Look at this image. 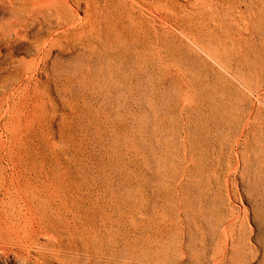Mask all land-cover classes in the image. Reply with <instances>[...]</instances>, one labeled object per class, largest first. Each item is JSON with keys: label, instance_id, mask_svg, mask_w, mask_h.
Listing matches in <instances>:
<instances>
[{"label": "rangeland", "instance_id": "rangeland-1", "mask_svg": "<svg viewBox=\"0 0 264 264\" xmlns=\"http://www.w3.org/2000/svg\"><path fill=\"white\" fill-rule=\"evenodd\" d=\"M0 119V264H264V0H0Z\"/></svg>", "mask_w": 264, "mask_h": 264}, {"label": "bare ground", "instance_id": "bare-ground-1", "mask_svg": "<svg viewBox=\"0 0 264 264\" xmlns=\"http://www.w3.org/2000/svg\"><path fill=\"white\" fill-rule=\"evenodd\" d=\"M10 1V0H9ZM12 4V3H11ZM16 4V3H15ZM53 6V5H52ZM59 6V5H58ZM66 6H68V5H66ZM71 6V5H70ZM69 6V7H70ZM65 8V7H64ZM160 8V7H159ZM58 10V9H57ZM63 10V9H62ZM117 10V9H116ZM173 10H174V8H173ZM14 11V10H13ZM65 11V10H64ZM115 11V10H114ZM139 11V10H138ZM171 11V10H170ZM24 12V11H23ZM57 12V11H56ZM60 12V11H59ZM51 14V13H50ZM32 15V14H31ZM136 15V14H135ZM41 16V15H40ZM66 16V15H65ZM32 17V16H31ZM50 17V16H49ZM63 17V16H62ZM60 18V17H59ZM140 18V17H139ZM151 18V17H150ZM52 19V18H51ZM62 19V18H61ZM68 19V18H67ZM69 19H71V18H69ZM185 19V18H184ZM60 20V19H59ZM78 20V19H77ZM177 20V19H176ZM133 21H134V19H133ZM154 21V20H153ZM82 22V21H81ZM139 23V22H138ZM42 24V23H41ZM77 24V23H76ZM133 24V23H132ZM30 25V24H29ZM80 27V26H79ZM144 27V26H143ZM47 28V27H46ZM45 28V29H46ZM141 28V27H140ZM139 28V29H140ZM11 30V29H10ZM132 30V29H131ZM31 31V30H30ZM54 32V31H53ZM41 33V32H40ZM58 33V32H57ZM26 34V33H25ZM28 34V33H27ZM136 34V33H135ZM36 35V34H35ZM58 35V34H57ZM73 35V34H72ZM76 37V36H75ZM52 39V38H51ZM65 39H66V37H65ZM28 40V39H27ZM47 40V39H46ZM57 40V39H56ZM60 40V39H59ZM70 40V39H69ZM54 41V40H53ZM60 42V41H59ZM158 43H159V41H158ZM45 44H47V43H45ZM50 45V44H49ZM55 45H56V42H55ZM40 46V45H39ZM37 48V47H36ZM40 48V47H39ZM38 50V49H37ZM211 54V53H210ZM38 56V55H37ZM212 58V57H211ZM216 59V58H215ZM35 60V59H34ZM216 61V60H215ZM218 61V60H217ZM32 63V62H31ZM34 65V64H33ZM29 68H30V66H29ZM39 68V67H38ZM27 69V68H26ZM34 71V70H33ZM33 73V72H32ZM33 77V76H32ZM8 101H9V99H8ZM12 108V107H11ZM10 109V108H9ZM11 110V109H10ZM9 111V110H8ZM6 112V111H5ZM10 112V111H9ZM4 113V112H3ZM13 113V112H12ZM8 115V114H7ZM3 116V115H2ZM9 116H11V115H9ZM11 117H13V116H11ZM9 118V117H8ZM10 119H12V118H10ZM1 120V119H0ZM6 121V120H5ZM18 122V121H17ZM7 123V122H6ZM9 123V122H8ZM9 126V125H8ZM15 126V125H14ZM18 128V127H17ZM22 130V129H21ZM19 134H21L20 133V131H19ZM25 134V133H24ZM22 135V134H21ZM19 136V135H18ZM40 137V136H39ZM15 139V138H14ZM19 138L17 137V140H18ZM2 140V139H1ZM20 140V139H19ZM32 140V139H31ZM19 142V141H18ZM25 142V141H24ZM1 143H3L2 141H1ZM13 143H15V141L13 142ZM20 143V142H19ZM16 144H17V142H16ZM21 144V143H20ZM5 146V145H4ZM13 146H14V144H13ZM22 146V145H21ZM20 146V147H21ZM23 146H24V144H23ZM22 146V147H23ZM3 147V146H2ZM1 147V148H2ZM18 147V146H17ZM20 147H18V148H20ZM25 147V146H24ZM13 148V147H12ZM15 148V147H14ZM21 149V148H20ZM19 149V150H20ZM53 149V148H52ZM1 151H4V150H1ZM6 151V150H5ZM10 151V150H9ZM14 150H12V152H13ZM22 151V150H21ZM20 151V152H21ZM24 151V150H23ZM30 151V150H29ZM4 153V152H3ZM18 154V153H17ZM21 154H22V152H21ZM24 154V153H23ZM23 154H22V156H23ZM43 154V153H42ZM7 155L9 156V154L7 153ZM16 155V154H15ZM19 155V154H18ZM25 155V154H24ZM20 157V156H19ZM21 158V157H20ZM1 159V158H0ZM6 159V158H5ZM9 159V158H8ZM22 159H24L23 157H22ZM51 159V158H50ZM12 159H10V161H11ZM9 161V160H8ZM18 161V160H17ZM39 161V160H38ZM3 161H1V163H2ZM12 162V161H11ZM20 162V161H19ZM19 162H17V163H19ZM23 162V161H22ZM15 163V162H14ZM13 163V164H14ZM28 163V162H27ZM5 164V163H4ZM23 164V163H22ZM1 165V164H0ZM6 165V164H5ZM19 165V164H18ZM29 165V164H28ZM16 166V165H15ZM21 166V165H20ZM22 166H24V165H22ZM2 167H4V166H2ZM9 167V166H8ZM12 167V166H11ZM33 167V166H32ZM20 168V167H19ZM19 168H18V170H19ZM28 168V167H27ZM31 168V167H30ZM0 169H3V168H0ZM5 169H6V167H5ZM23 169V168H22ZM21 169V170H22ZM21 170H19L21 173H22V171ZM39 170V169H38ZM1 171V170H0ZM5 171V170H4ZM18 172V171H17ZM24 172V171H23ZM26 172V171H25ZM25 172H24V174H25ZM3 171L0 173V175L2 176L3 174ZM15 173V172H14ZM19 173V172H18ZM5 174V173H4ZM20 174V173H19ZM27 174V173H26ZM10 175H12V174H10ZM18 175V174H17ZM13 176V175H12ZM11 176V177H12ZM18 176H20V175H18ZM22 176V175H21ZM20 176V177H21ZM24 176V175H23ZM41 176V175H40ZM7 177V176H6ZM10 177V178H11ZM28 177V176H27ZM26 177V178H27ZM30 177V176H29ZM33 177V176H32ZM31 177V178H32ZM3 178H5V177H3ZM10 178H7L8 179V181H9V186L11 185V181H10ZM14 178V177H13ZM25 178V179H26ZM34 178V177H33ZM15 179H16V177H15ZM24 179V178H23ZM38 179H39V177H38ZM1 181H2V179H0ZM20 180V179H19ZM18 180V181H19ZM30 180V179H29ZM31 180H33V179H31ZM50 180V179H49ZM4 181H5V179H4ZM4 181H3V183H4ZM13 181V180H12ZM25 181V180H24ZM39 181V180H38ZM7 182V181H6ZM25 182H27V180L25 181ZM36 182V181H35ZM18 183V182H17ZM20 184L19 185H21V182H19ZM23 183V182H22ZM14 184V183H13ZM33 184V183H32ZM31 184V185H32ZM18 185V186H19ZM25 184H23L22 185V187L24 186ZM35 185H37V183L35 184ZM34 186V185H33ZM38 186V185H37ZM1 187V186H0ZM36 187V186H35ZM50 187V186H49ZM2 188H4V187H2ZM13 188H15V187H13ZM12 188V189H13ZM19 188V187H18ZM30 188V187H29ZM37 188V187H36ZM51 188V187H50ZM16 189H17V187H16ZM22 189V188H21ZM23 189H24V187H23ZM22 189V190H23ZM32 189V188H31ZM34 189V188H33ZM32 189V190H33ZM10 188L9 187H5L4 189H3V192H2V197L0 196V204H1V202L3 203V201H4V198L5 197H8V196H10ZM27 190H28V188H27ZM36 190V189H35ZM39 190V189H38ZM50 190V189H49ZM16 191V190H15ZM17 191H19V190H17ZM21 193H22V191H20ZM19 192V193H20ZM0 193H1V190H0ZM12 193V192H11ZM21 193H20V196H22L21 195ZM25 193V192H24ZM38 193V192H37ZM37 193H35V194H37ZM32 194V193H31ZM34 194V193H33ZM31 195V199L33 200V198L35 199V197H33V196H35V195ZM65 194V193H64ZM24 195V194H23ZM39 195V194H38ZM14 196V195H13ZM26 196H27V194H26ZM25 196V197H26ZM80 196V195H79ZM85 196V195H84ZM16 197V196H15ZM25 197H24V199H25ZM36 197H38V196H36ZM10 197H8V199H9ZM62 198V197H61ZM68 198V197H67ZM37 199V198H36ZM60 199V198H59ZM10 200V199H9ZM21 199L20 198H14L13 199V201H14V208H13V210H14V212H15V216L12 218V219H14L15 218V223L13 222L12 224H11V222H9L8 220L6 221V218L3 216V214H2V211L4 210H1V208L4 206V204H3V206L2 207H0V250H1V252L2 253H7V251L10 249V247H9V243H11L13 240H15L14 242H18V241H20V239L22 238V231H24V234H25V230H23V225H21V222L23 221L22 220V217H23V213H22V211H23V206H22V204H21V201H20ZM31 200V201H32ZM84 200V199H83ZM12 201V199H11V203L13 202ZM23 201H25V200H23ZM27 201V200H26ZM34 201V200H33ZM71 201V200H70ZM9 202V201H8ZM37 202H38V200H37ZM7 203V202H6ZM27 203V202H26ZM9 205H10V202L8 203ZM25 204V203H24ZM28 204V203H27ZM31 204V203H30ZM37 205V203L35 204V206ZM47 205V204H46ZM29 206H31V205H29ZM40 206V205H39ZM5 207V206H4ZM27 208H28V206H27ZM90 208V207H89ZM11 209V208H10ZM31 209V208H30ZM35 209V208H34ZM81 209V208H80ZM12 210V209H11ZM90 210V209H89ZM35 211V210H34ZM25 212H27V211H25ZM29 212V211H28ZM63 212V211H62ZM4 213V212H3ZM35 213V212H34ZM34 213H31V214H33V215H36V214H34ZM85 213V212H84ZM5 214H6V212H5ZM4 214V215H5ZM44 215V214H43ZM25 217H23V218H26V215H24ZM88 216V215H87ZM6 217H7V214H6ZM34 217V216H33ZM36 217V216H35ZM34 217V218H35ZM41 217V216H40ZM30 218V217H29ZM31 218H32V216H31ZM81 218H82V216H81ZM27 220H28V216H27V218H26ZM37 219V218H36ZM86 219V218H85ZM39 220V219H38ZM69 220V219H68ZM75 220V219H74ZM30 221V224H32V220H29ZM34 221V220H33ZM37 220H35V222H36ZM42 221V220H41ZM63 221V220H62ZM76 221V220H75ZM25 222V221H24ZM26 224H27V222H25ZM37 223V222H36ZM23 224V223H22ZM25 224V225H26ZM24 225V226H25ZM28 225V224H27ZM27 225H26V227H27ZM35 225H37V224H35ZM40 225V224H39ZM68 225V224H67ZM30 227H31V225H30ZM74 227H75V225H74ZM38 228V227H37ZM42 228V227H41ZM56 228V227H55ZM85 228V227H84ZM24 229H25V227H24ZM32 230V229H31ZM34 231H35V229H33ZM32 230V231H33ZM44 230V229H43ZM55 230V229H54ZM31 231V232H32ZM79 232V231H78ZM27 233V232H26ZM33 233V232H32ZM44 233V232H43ZM30 234V232H28V235ZM55 234V233H54ZM67 235H68V233H67ZM72 235V234H71ZM70 235V236H71ZM7 237L9 238V237H11V238H13L12 239V241H11V239L9 240V239H7ZM29 237H30V235H29ZM32 237V236H31ZM28 238V237H27ZM44 238V237H43ZM29 239V238H28ZM69 239V238H68ZM26 240V239H25ZM9 241H11V242H9ZM27 241V240H26ZM51 241H52V239H51ZM13 243V242H12ZM15 244H17V243H15ZM19 244H21V243H19ZM23 245V244H22ZM17 246V245H16ZM12 247V246H11ZM14 247V246H13ZM21 247H23V246H21ZM25 247V246H24ZM23 247V248H24ZM16 248L17 247H15V250H16ZM22 248V249H23ZM21 250V249H20ZM11 251V250H10ZM9 251V252H10ZM47 251V250H46ZM14 252V251H13ZM48 252H49V250H48ZM40 253V252H39ZM10 254V253H9ZM63 254V253H62ZM1 255V254H0ZM4 255V254H3ZM70 255V254H69ZM79 255V254H78ZM15 256V255H14ZM68 257V256H67ZM80 258V257H79ZM85 260V259H84ZM45 261V260H44ZM43 261V262H44ZM71 261V260H70ZM39 262V261H38ZM42 263V262H41ZM62 263V262H61ZM79 263V262H78ZM64 264V263H63ZM69 264V263H68Z\"/></svg>", "mask_w": 264, "mask_h": 264}]
</instances>
